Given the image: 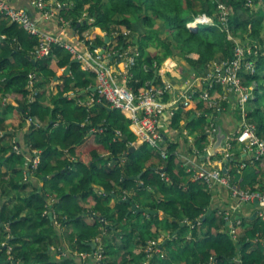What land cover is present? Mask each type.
I'll return each instance as SVG.
<instances>
[{
	"label": "trees",
	"instance_id": "16d2710c",
	"mask_svg": "<svg viewBox=\"0 0 264 264\" xmlns=\"http://www.w3.org/2000/svg\"><path fill=\"white\" fill-rule=\"evenodd\" d=\"M250 4L260 6L258 18L251 13ZM220 5L230 9L226 25ZM62 11L71 14V25L82 39L89 28L99 27L107 31L109 40L117 41L115 47L109 48L126 51L131 42L139 47L136 51L140 55L131 69L132 85L136 90L147 82L158 84L157 70L170 57L185 62L193 72L205 73L208 65L218 57L233 58L238 41L246 45L259 38L264 23V0H68ZM203 15L212 21L199 23L198 28L189 27ZM121 27L130 33L120 31ZM229 33L234 40L229 38ZM261 41L257 72L245 74L244 82L256 84L255 97L249 101L247 110L264 139V48ZM107 42L106 38L95 36V45L105 46ZM37 44L38 38L17 24L0 19V94L27 102L19 106L24 121L30 115L40 120L47 116L51 119L47 126L25 132L23 146L27 155L32 154V150L42 151L38 169L26 180L25 151L17 154L14 143L7 142L12 141L14 135L8 132L6 119L0 117V167L4 163L12 164L9 172H2L0 168V185L10 187L3 188L4 193L10 194L11 189L18 191L20 201L14 207L10 201L0 208L2 221H8L11 227L9 242L5 238L4 244L0 243V264H13L14 261L83 264L81 257L70 249L97 251L94 240L101 237L105 229L111 241L100 261L90 258L92 264H143L147 260L148 242L156 240L162 231L171 233L170 239L161 243L169 250L170 257L164 259L155 255L149 264H264V220L260 216L242 219L244 228L247 222L250 225L242 237L234 239L224 214L207 215L212 198L209 186L194 181L192 173L185 169H178V142H165L166 158L146 144L130 151L136 135L129 129V118L112 109L105 99L88 106L80 104L78 97L68 96L73 90L83 93L93 87L96 84L94 74L84 71L69 51L58 46L49 57L36 59L33 51ZM69 66L71 72L59 76L57 69ZM31 74L36 75L34 86L40 88L38 97L51 91V104L39 99L29 101ZM57 77L62 83L55 91L51 88ZM216 92L215 97L221 96L222 88ZM229 106L223 102V109H212V112L219 117L224 114V107ZM193 108L200 113L189 126L192 132L198 133L199 141L206 142L205 136L211 128L210 109L203 100ZM12 109L14 107L9 106L8 110ZM193 110L179 111L173 125L179 126L182 118L192 116ZM237 115L241 120V111H237ZM99 127L104 131H93ZM20 129H24L23 124ZM118 131L122 132L121 137ZM90 137H95L94 142L78 151ZM63 152L68 156L56 159ZM105 152L109 153L107 157L103 155ZM230 162L236 163L234 157ZM255 162V168L264 167V159ZM44 177L50 178L45 180ZM28 186L31 190L27 193ZM97 186L101 193L95 191ZM244 189L257 187L250 184V188ZM113 200L116 204L111 206ZM133 205L154 212H137L132 209ZM160 211L164 212V217L160 216ZM56 218L67 227L60 235ZM61 235L72 246L63 257L59 254H63L66 246L61 243ZM118 236L123 240L125 255L114 263L108 256L116 252ZM256 239L255 249L248 252ZM54 243L58 248L50 251Z\"/></svg>",
	"mask_w": 264,
	"mask_h": 264
},
{
	"label": "built area",
	"instance_id": "2783aa9c",
	"mask_svg": "<svg viewBox=\"0 0 264 264\" xmlns=\"http://www.w3.org/2000/svg\"><path fill=\"white\" fill-rule=\"evenodd\" d=\"M13 1L0 0V19H5L11 24H17L28 34L38 38V44L33 51L36 59L49 57L54 47L58 46L69 51L74 60L78 59L84 71L94 74L96 84L93 87H97V90L93 92L91 89L93 87L90 88L92 96L87 101L82 100L76 92H70L68 96L70 98L78 97L80 104L88 106L101 103L105 99L112 109L120 110L122 114L131 120V125L136 129L139 144H146L159 150L163 158L168 156V150L164 147L166 141L164 140L163 128L173 127L174 118L179 111L191 109L200 100H203L210 110L223 109V102L236 104L239 111H241L242 118L238 129L227 135L224 147L219 152L221 156L216 158L217 167L207 168L201 166L197 169L191 168L190 173H192L195 181L204 182L209 187H212L214 183L228 186L236 200V209L245 203H254L258 200L259 216L264 220V183L255 190H247L233 182L229 171L227 173L223 171L227 161L233 157L232 138H235L237 144L244 147V151L251 156L253 162L264 157V139L259 134L257 124L249 118L247 110L249 101L255 97V84L244 82L245 74L253 75L257 72L258 46L245 47L238 41L233 58L215 59L208 65L204 76L198 75L182 87L181 84L174 85L160 77L158 84L153 81L147 82L140 90H136L132 85L134 75L131 69L136 64V58L140 55L139 51H119L109 48L117 45L114 38L107 40L105 46H98L94 44L95 38L87 37L84 34L85 39H82L78 32L75 33L74 41H67L62 35L45 32L41 27V22L50 23L59 20L64 24L71 25L60 14V11L66 5L63 0H52L51 3L48 0H33L31 5L36 10L38 19L28 9L16 7ZM219 8L223 24L226 25L230 9L226 5H220ZM197 20H199V23H208L211 18L203 15ZM3 37L5 38V36ZM229 38L235 39L231 33H229ZM167 60H165V67L171 71L177 66V62L173 61L177 59L172 57L171 63H167L169 61ZM159 75L160 71L157 70L156 76ZM35 79L36 75L31 74L28 85L32 92L31 102L36 101V98L40 95L39 90L34 86ZM198 81H200V84L197 83ZM219 88H222V94L215 97V93ZM27 118L32 122L30 124L32 125L34 121L32 115ZM217 129V125H212V129L208 132L214 135ZM93 131L103 132L104 129L99 127L94 128ZM117 134L120 137L122 136L121 131H118ZM13 143L14 151L21 154L23 149L18 141L14 139ZM176 153L178 155V151ZM211 157L214 156L208 158ZM41 159L42 151L38 150H32V154L27 156L26 180L38 169ZM243 167H245L244 163L241 165V168ZM162 175L165 176L164 172ZM55 223L57 224L58 221L55 220ZM198 224H201V221ZM237 224H241V221H238ZM231 235L234 239L238 238L235 229L231 231ZM97 242L99 243V240ZM161 243L162 241L158 239L148 242L147 260L143 264H149L155 255H160L165 259L166 252ZM11 250L10 248L9 251ZM78 255L81 257L82 263L86 264L90 258L96 261L102 259L104 251L98 249L94 252H81Z\"/></svg>",
	"mask_w": 264,
	"mask_h": 264
},
{
	"label": "crops",
	"instance_id": "0c3cea01",
	"mask_svg": "<svg viewBox=\"0 0 264 264\" xmlns=\"http://www.w3.org/2000/svg\"><path fill=\"white\" fill-rule=\"evenodd\" d=\"M32 1L33 0H14L13 4L16 7L28 9L32 13V15L36 19H38V15L36 13V10L34 8H32V5H31ZM48 1H50V3L52 2V0H48ZM63 2L67 3L68 0H64ZM61 13H62V10L60 11V14ZM68 22L71 23V21H68ZM41 27L43 28V30L45 32L55 34V35H62V37L67 41H74L75 40V33L78 32L76 28L72 27L71 25L69 26L68 24H64L59 20L58 21L55 20V21L50 22V23L41 22ZM86 32L88 33V31H86ZM86 32H84L85 35H86ZM93 32H94L95 36L99 35V34L102 35L101 32H103V30L99 27H95ZM173 59H175V58H173ZM57 71H59V69H57ZM61 82H62V80H59V77H57L55 79V82L52 85V86H54L52 89H54L56 91L57 85ZM197 83L200 84V81H198ZM34 84H35V82H34ZM35 88L40 91V88H37V87H35ZM71 92H75V91L73 90ZM51 97H52V93H46V94L39 97V101L46 103V104H51V100H52ZM19 99L16 100V99H13L12 97H6V96H3L2 94H0V117H3L6 119V126L8 129V132L11 135H14L13 140L16 139L17 141H19L18 140L19 138L16 137L17 132H22V134L24 136L26 131L30 130V132H31L33 129H36V128H33V126L30 125V123L28 121H24L23 114H22L21 110L19 109V106H25L27 104V102L24 99H20V100ZM29 101H28V103H29ZM229 104H230V106L228 108L224 107L225 112H224V114H221L219 117L216 116V114L213 113L212 110H209L208 119L211 123L210 129H212V125H217V126L220 125L227 132V135L229 133L235 132L238 129L240 121H241L237 115V111H239L238 106L236 104H233V103H229ZM195 105H196V103L192 106V108H191L192 110L195 109V108H193V107H195ZM9 106H13L14 109L8 110ZM193 111H194V113L192 114L191 117L196 115V118H197L199 113H200V110H197V111L193 110ZM216 121L218 123L219 122L220 123L218 124V123H216ZM40 122L42 123L41 127L47 126L51 122V119L49 116H47V117H45L44 120H40ZM191 122L192 121H190V123ZM190 123L189 122L186 123V121L184 120L177 127H175L173 125V127L163 128V132L165 133V136L167 137L166 142H167V140H169V141H174V142L179 143L178 155H177V158L179 159V162L177 163L178 169H185L187 172H191L190 171L191 168L197 169V168H201V166L207 167V168L217 167V165H216L217 159H215L213 161L208 160L209 162L207 163V162H205L206 158H204V156H203L204 152L213 145V142L215 141L214 135H211L210 132H207V133H209V135H207V137H208L207 142L208 143H207L206 147L204 148V151L203 150L201 151V147L197 143L199 140L198 133L197 132H189L188 129L185 127V126H189ZM21 124L24 125L23 130L20 129ZM129 129L136 135V140L133 142L132 146H135L137 149L141 145L138 142L136 129L133 125H131V126L129 125ZM94 139H95V137L88 138L84 144H82L81 146L78 147L77 150L78 151L83 150L87 144L94 142ZM13 140L12 141L9 140L7 142H13ZM21 146H22V149L25 151V155H26V157H25V168L28 169L27 156L30 154L27 155V150H26V148H24L23 143H21ZM27 147H28V145H27ZM38 151H41V150H38ZM0 154H1V152H0ZM108 154L109 153L105 152L103 155L105 157H107ZM232 154H233L232 156L234 157V160L236 163L230 162L229 166H228V171L230 172V171H233L234 169L236 170V177H235L236 179L234 177H232L233 182L235 184H237L238 186H240L242 188H246V187L250 188V184H253L254 187H259L260 185H262L264 183V167L262 166L261 170L255 168L256 162L254 161L255 162L254 163L252 161L251 156H249L244 151V147L242 145H240V144L236 145L234 151L232 149ZM67 156H68L67 153L63 152V155L58 156L56 159L63 160ZM263 159H264V157L261 158V160H263ZM243 163L245 164V167L241 168V165ZM11 165H12L11 163L10 164L9 163L2 164L0 167L1 171L2 172H9V170H10L9 166H11ZM17 167L21 168V166H17ZM224 167H223V171H224ZM26 169H23L25 173H26ZM47 178L49 179L50 177H47ZM192 178H193V176H192ZM32 179L35 180V178H32ZM165 179L167 181H169V178L167 176ZM38 183L40 185H43V182H38ZM0 186H1L0 187V208L3 207L4 205L8 204L10 201H12L11 207H14V205L20 204V201L17 198V196L19 195L18 191L11 189L10 194L4 193L3 188L7 187V189H10V187L8 185H5V186L0 185ZM30 190H31V186H28L27 187V193ZM209 190L211 192V197H212L211 198V206H210L209 210H212V213L224 214L225 219L229 220L228 225L230 226V233L232 230L235 229L237 231L238 238L242 237V235L245 231V228H247L250 225L249 222H247L246 227L244 228V226H242V223H243L242 219H244V218L246 219L248 217L255 219L257 216H259V205L256 204L255 202L254 203H245L242 206H240V208L236 209L235 208L236 207V200L233 197L231 189L228 186L222 185L219 183H214L212 187H209ZM95 191L101 193L99 186L96 187ZM21 195L24 196L25 195L24 192ZM89 200H92L91 197L89 198ZM115 204H116V200H113L111 202V206H114ZM137 206L139 207V205H137ZM255 213H257L256 216H255ZM51 214L53 215V213H51ZM160 216L161 217L165 216L163 211H160ZM238 221H241V224L238 225L237 224ZM10 228H11L10 223L8 221H6V222L2 221L1 216H0V241H2L0 243L2 245L4 244L5 238H6L7 242H9V237H10L9 231L11 230ZM58 229H60V230L57 233H59V235H60L67 229V227L62 226L61 228H58ZM58 229H57V231H58ZM169 234H171V233H169L167 231H162V233L160 235L161 237L159 239L158 238L157 239L161 240L163 243L164 240L166 241V238ZM187 239L190 240L189 235H188ZM256 242H257V239L253 242V245L248 250V252L255 249ZM57 243H54L51 245L50 251H52L53 249L56 248V246H58ZM61 243L64 244L66 246V248L64 249L63 255H62V253L59 255L64 256L65 251L67 252V248H68L69 244L66 240L64 241L62 235H61ZM94 243H95L96 247H98L99 243L97 242V239L94 240ZM162 248L166 252L165 259L169 258L170 257L169 250L166 247H162ZM17 264H22V263L19 262Z\"/></svg>",
	"mask_w": 264,
	"mask_h": 264
},
{
	"label": "rangeland",
	"instance_id": "374dc122",
	"mask_svg": "<svg viewBox=\"0 0 264 264\" xmlns=\"http://www.w3.org/2000/svg\"><path fill=\"white\" fill-rule=\"evenodd\" d=\"M67 4V3H66ZM251 5V7H252V10H251V13L252 14H254V16H256V14H258L259 13V8H260V6L259 5H253V4H250ZM62 16L65 18V20L66 21H70V19H72V16H71V14L70 13H68L67 11H62ZM248 15V14H247ZM255 18H258L257 16L255 17ZM197 20V19H196ZM212 20H210V21H208L209 23L211 22ZM195 22H192V23H190V25H189V27H191V28H196L195 26V24H194ZM92 28V29H91ZM91 28H89V30H87L88 31V33L86 32V35H87V37H91V38H95V34H94V32H93V30L95 29V27H91ZM91 30V31H90ZM261 33H260V39L263 41V44H262V46H263V48H264V23H262V26H261ZM120 31H123L124 33H130L126 28H124V27H121L120 28ZM102 33V35L101 34H99V36H102V37H104V38H106L107 40H109V35L107 34V31L106 30H103V32H101ZM259 38H255V40H250L251 42H247L246 43V45H244L243 44V46H245V47H250V46H258V49H259V54H258V56H260L261 54H260V52H261V44H260V42H259ZM132 41V40H131ZM237 41V40H236ZM261 41V42H262ZM136 48L138 49L139 47L137 46V45H134L133 44V42H131V45H130V47L128 48V51H130V52H132L133 50L134 51H136ZM151 50L152 51H154L155 49L154 48H151ZM262 55H264V51L262 52ZM171 58L172 57H170V58H168V62L167 63H171ZM221 60L222 58L221 57H218L216 60ZM173 61H175V62H177L176 64H177V66H175V68H173L171 71H169V70H167L166 69V67H165V62L166 61H164L163 62V64L161 65V67L158 69L159 71H160V75L158 76L159 78L161 77V79H163V80H165V81H167V82H171L172 84H174V85H177V84H181L180 86L182 87V86H184V84H186V83H188V82H191L192 81V78H195L196 76H198V75H201V76H204L205 75V73H206V71L207 70H205V73H204V71L202 72V73H196V72H193V70H192V68L190 67V66H188L185 62H182L181 60H173ZM79 63V62H78ZM81 65V64H80ZM216 65H217V63H216ZM112 66L114 67V64H112ZM53 67L54 68H56V65L55 64H53ZM82 67V66H81ZM68 68V67H67ZM67 68H65V69H59V71H57L58 73H59V76H61V75H68V74H66L65 73V71L67 70ZM115 68V67H114ZM71 72V71H70ZM95 82V81H94ZM62 83V82H61ZM256 85V84H255ZM54 86H52V88H53ZM51 88V89H52ZM92 89V88H91ZM52 90H54V89H52ZM89 90V92H87ZM88 90H86V91H84L83 93H79L78 92V96H80V98H82V100H85V101H87L91 96H92V93H91V91H90V88H88ZM50 93H51V91H50ZM31 97H32V95H31ZM31 97H30V99L29 100H31ZM39 99V97H37L36 98V100H38ZM6 101V100H5ZM247 108H248V105H247ZM188 110V109H187ZM186 109H184L183 111H180V112H188V111H192V109H190V110H188L187 111ZM118 112H120L121 113V111L120 110H117ZM32 117H33V124H32V126H33V128H40L41 127V125H42V123L40 122V120L38 119V117H36V116H33L32 115ZM183 119V120H182ZM181 120L182 121H186V123L187 122H189L190 123V117L189 118H182ZM180 120V121H181ZM25 121H28L30 124L32 123V122H30L29 120H28V118L26 117L25 118ZM187 129H188V131L189 132H192L191 131V129H192V126H185ZM16 137L17 138H19L18 140V143L19 144H21V143H23L24 141H25V137L23 136V134H22V132H17L16 133ZM15 137V138H16ZM205 138H206V142H204L203 140H201L200 139V141L198 140V145L201 147V150H203L204 151V148L206 147V145H207V139H208V137H207V135L205 136ZM232 144H233V151H234V149H235V147H236V145H238L237 144V142H236V140H235V138H232ZM218 156H221V154L220 153H218L217 154V156H214V157H211V158H206L205 159V162H209V161H213V160H215ZM209 160V161H208ZM232 177H236V170L234 169L233 171H232ZM25 178V177H24ZM45 178V177H44ZM236 179V178H235ZM29 180V179H28ZM134 206V205H133ZM133 206H132V208H133ZM49 213H52V211H49ZM53 217V216H52ZM162 217H164V216H162ZM89 218H91V216H89ZM53 219H55L54 217H53ZM92 219V218H91ZM56 220L58 221V223L56 224V226H57V228H61L62 227V225H61V223L59 222V220L56 218ZM59 224V225H58ZM61 225V227H59ZM103 234H102V236L101 237H99V238H96L97 240H99V244H98V249H102V250H104L106 247H107V244L108 243H110V239H108L109 238V236H108V232H107V230L105 229V230H103ZM161 235V234H160ZM161 236H159L158 237V239L160 238ZM170 234L167 236V238L166 239H170ZM105 238H107V240L105 241ZM70 245V246H69ZM69 245H68V248L67 249H69L70 247H72L71 246V243H69ZM105 245V246H104ZM56 248H58V247H56ZM70 251H73V253H75V254H80L81 252H78L76 249H73L72 248V250L70 249ZM105 251V250H104ZM63 255V254H62ZM61 255V256H62ZM122 255H125V253H124V243H123V240H122V238H121V236H118L117 237V239H116V252L113 254V255H110V256H108L109 257V259H111V261H113L114 263H118V258L119 257H121ZM63 257V256H62ZM101 260V259H100ZM100 260H98V261H100ZM93 262L89 259L87 262H86V264H92ZM140 264H142V263H140Z\"/></svg>",
	"mask_w": 264,
	"mask_h": 264
},
{
	"label": "water",
	"instance_id": "95a60500",
	"mask_svg": "<svg viewBox=\"0 0 264 264\" xmlns=\"http://www.w3.org/2000/svg\"><path fill=\"white\" fill-rule=\"evenodd\" d=\"M197 28H198V24H199V20H196L195 23ZM74 62L78 63L79 60L75 59ZM71 71V66H69L67 68V70L65 71L66 74L70 73ZM97 90V87H93L92 91L95 92ZM196 118V115H194L193 117H191L190 121H193ZM207 135H209V133H207ZM214 138L215 141L213 142V145L204 152V158H207L209 156H215L217 155L224 147V142L227 138V132L224 130V128L220 125H218V129L216 134H214ZM167 137L164 136V140L166 141ZM136 149L135 146H131L130 151H134ZM228 166H229V161H227L225 167H224V172L227 173L228 171ZM48 178L46 177L45 180H47ZM256 204H258V200L255 201ZM133 210H136L137 212H154L151 211L149 209H144V208H140L137 205H134ZM212 213V210H208L207 215H210ZM257 215V213H255V216ZM206 218V216L204 217ZM13 264H17L15 261L13 262Z\"/></svg>",
	"mask_w": 264,
	"mask_h": 264
},
{
	"label": "bare ground",
	"instance_id": "6f19581e",
	"mask_svg": "<svg viewBox=\"0 0 264 264\" xmlns=\"http://www.w3.org/2000/svg\"><path fill=\"white\" fill-rule=\"evenodd\" d=\"M196 25V24H195ZM197 28V26H195Z\"/></svg>",
	"mask_w": 264,
	"mask_h": 264
}]
</instances>
